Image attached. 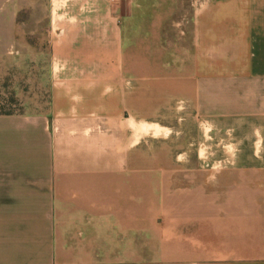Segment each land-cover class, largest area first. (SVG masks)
<instances>
[{
	"label": "crops",
	"instance_id": "obj_1",
	"mask_svg": "<svg viewBox=\"0 0 264 264\" xmlns=\"http://www.w3.org/2000/svg\"><path fill=\"white\" fill-rule=\"evenodd\" d=\"M47 4L46 19L20 22L44 31L46 64L35 72L44 103L36 97L34 108L0 114V264H264V165L237 163L213 165L210 193L193 200L181 188L186 204L164 209L162 248L181 256L140 260V125L164 127L169 137L170 123L185 121L176 113L189 81L176 63L153 66L141 81L137 61L143 51L181 59L190 50L195 94L202 100L211 84L214 117L235 114V84L258 78L264 122V1L258 24L229 2L211 3L207 17L203 4L195 8L190 47L186 0ZM29 8L38 12L41 1L0 0L9 13L0 25Z\"/></svg>",
	"mask_w": 264,
	"mask_h": 264
},
{
	"label": "rangeland",
	"instance_id": "obj_2",
	"mask_svg": "<svg viewBox=\"0 0 264 264\" xmlns=\"http://www.w3.org/2000/svg\"><path fill=\"white\" fill-rule=\"evenodd\" d=\"M42 9H24L10 11L12 25H0V103L8 104L14 113H19L29 108H34L36 97L40 105L44 103L45 92L41 75L36 70H42L46 64L44 60L45 45L43 33L39 27H21L20 22L30 17L46 19L49 13L48 0H40ZM137 1V0H136ZM142 2L143 0H139ZM183 1V0H182ZM188 7L183 13H187L189 22L188 45L190 47L192 34L190 24L195 18V8L203 6L205 16H211V3H231L237 16L248 18L252 23H259L260 5L264 0H186ZM228 5V4H227ZM228 6L225 7L227 12ZM229 11V10H228ZM3 12V11H2ZM0 16L7 17L8 11ZM223 12V10H222ZM143 15V16H142ZM147 17V11L141 12L140 18ZM174 16V15H173ZM183 16V15H182ZM29 23H31L29 21ZM258 30V26H257ZM38 39L36 38V36ZM147 40L144 34L141 36ZM28 40V44L24 40ZM146 40L143 42L146 45ZM147 46V45H146ZM185 58H151L147 51L141 52L137 59L141 69V81L151 75V69L156 65L178 64L187 67L185 76L189 81L188 100L177 112L185 121L170 123L172 132L164 139L168 129L153 126L149 123H141V149H139L140 161V260H152L167 257H179L180 251H167L162 248V235L160 225L163 211L168 205L172 209H178L181 204L183 188L189 191L193 200L195 194L210 193L213 182L207 180L205 175L211 174V167L216 164L228 165L237 163L249 167L264 165V122L261 121L259 112L260 90L258 78L250 84H235L232 90V100L235 114L221 113L214 117L211 106V84L203 86V99L196 96V82L191 69L195 65V59L191 57V51ZM131 60V59H130ZM134 65L135 62H132ZM184 76V74H182ZM14 97L10 103L9 97ZM251 102L252 110L248 103ZM181 131V134L175 132ZM160 136L153 138L149 135ZM171 143V149H163L164 143ZM259 144V145H258ZM167 147L169 146L166 145ZM155 148V149H154ZM179 163H183L180 165ZM171 167V169H164ZM181 167V169H179ZM217 167V166H216ZM254 170V169H253ZM255 172V170L253 171ZM204 175L203 177L201 175ZM172 188V192L168 190ZM172 197V201L165 200ZM194 203V201L189 202Z\"/></svg>",
	"mask_w": 264,
	"mask_h": 264
},
{
	"label": "trees",
	"instance_id": "obj_3",
	"mask_svg": "<svg viewBox=\"0 0 264 264\" xmlns=\"http://www.w3.org/2000/svg\"><path fill=\"white\" fill-rule=\"evenodd\" d=\"M14 97L13 95L9 97V101L10 103L14 102ZM9 105L7 104H1L0 103V114H13L14 112L11 109H8Z\"/></svg>",
	"mask_w": 264,
	"mask_h": 264
}]
</instances>
